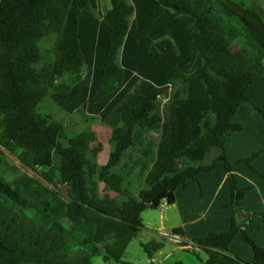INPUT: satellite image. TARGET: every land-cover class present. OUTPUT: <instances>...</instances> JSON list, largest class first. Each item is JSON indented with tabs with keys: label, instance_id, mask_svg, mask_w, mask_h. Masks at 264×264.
I'll return each instance as SVG.
<instances>
[{
	"label": "trees",
	"instance_id": "1",
	"mask_svg": "<svg viewBox=\"0 0 264 264\" xmlns=\"http://www.w3.org/2000/svg\"><path fill=\"white\" fill-rule=\"evenodd\" d=\"M157 2L136 38L137 46L144 53L153 52L151 31L168 9L174 16L194 18L196 31L189 46L202 64L165 85H152L136 106L118 107L120 123L112 130V149L108 161L99 164L103 146L93 131L78 133L65 144V124L39 111L51 93L71 91L86 72L79 19L84 10L96 12L90 0H0V264H95L96 256L106 263L120 262L128 243L145 227L142 212L174 204L178 188H186L189 180L199 183L200 173L212 171L218 161L224 162L232 192L230 228L191 243L184 240L183 245L192 244L191 250L197 247L207 254L201 264H264V247L244 228L253 227L255 217L264 220V211L241 213L240 201L252 186L240 187L234 173L236 165L245 163L264 179V170L253 165L264 149L232 161L225 147L227 133L242 129L234 115L243 102H253L248 90L260 78L264 0ZM111 4L104 9L108 50L94 102L106 100L125 76L120 54L134 6L129 0ZM195 76L201 77L211 108L196 117L199 135L175 152L184 166L133 194L131 175L142 185L156 159L150 139L137 167L126 161L125 151L135 145L134 132L161 123L163 99L186 97ZM254 106L264 118V104ZM77 112L92 119L81 109ZM214 148L217 154L206 162ZM6 152L39 177L22 173L7 178L4 174L13 167ZM239 232L254 251L252 262L231 249ZM173 236L186 234L175 228ZM142 246L152 258L164 242Z\"/></svg>",
	"mask_w": 264,
	"mask_h": 264
},
{
	"label": "crops",
	"instance_id": "2",
	"mask_svg": "<svg viewBox=\"0 0 264 264\" xmlns=\"http://www.w3.org/2000/svg\"><path fill=\"white\" fill-rule=\"evenodd\" d=\"M102 1L104 3L100 8L96 7L95 13L84 10L79 19V38L86 61L84 76L71 91L53 92L50 96L57 98L61 108L70 114L75 112V115L77 110L81 109L85 114L92 116V119L86 120L81 114L78 121L89 124V131H93L104 145V141L110 142L113 128L120 123L118 107L136 106L140 96L146 94L152 85H165L177 78L181 72H191L200 67L202 60L189 46L196 31L194 18L189 15L174 16L168 9L156 20L151 31L154 39L153 52L144 53L137 46L136 38L147 26L150 13L156 9L158 2L129 0L134 6V14L120 54L121 64L125 70L124 79L106 100L94 102L93 97L102 78L108 50V34L103 20L104 9L111 8L112 5L111 0ZM263 69L262 65L260 78L248 90L253 102H243L234 115V121L241 124L242 129L227 133L228 141L225 147L232 161L250 157L253 152L264 149V118L254 106L264 104ZM187 89L186 97L163 99L161 123L154 127L139 128L134 132L135 145L125 151V159L131 166H138L142 159V149L150 139L154 140L156 150V159L145 174L142 185L136 187L135 194L141 186L152 185L162 174L178 172L184 166V161L177 158L175 152L199 135L200 127L196 117L200 112L211 108L200 76L192 78ZM104 149L103 146L98 153L99 164L108 161L111 150L101 158ZM253 165L264 170V155L255 158ZM234 173L240 187L252 186L240 201L241 213L245 215L264 211V179L257 176L245 163L236 165ZM199 180V183L189 180L186 188H178L174 204L161 205L172 209L179 220L177 224H172L173 230L181 228L186 234L183 240L189 243L193 238L204 237L210 232L227 231L232 219V209L228 207L232 201V192L224 162L218 161L215 169L200 173ZM103 187L101 184V188ZM110 193L116 195L114 192ZM253 225L244 228L264 247V220L255 217ZM173 238L175 240L172 241L176 242L182 239L178 236ZM239 239L243 241L241 232L231 243V249L240 257L252 262L254 251L249 244L245 242L247 247L239 244V251L235 248ZM179 247L187 249L180 244ZM194 250L201 249L196 247ZM157 252L162 253V249ZM150 260L153 261L154 257Z\"/></svg>",
	"mask_w": 264,
	"mask_h": 264
},
{
	"label": "rangeland",
	"instance_id": "3",
	"mask_svg": "<svg viewBox=\"0 0 264 264\" xmlns=\"http://www.w3.org/2000/svg\"><path fill=\"white\" fill-rule=\"evenodd\" d=\"M92 2V7L96 10L101 7L104 2L102 0H90ZM47 43V42H46ZM264 66V60H263ZM264 70V69H263ZM57 98L49 96L46 100L42 101L39 105V111L43 114L51 115L54 119L61 121L65 124L66 139L63 142L66 144L67 140L78 133L89 131L90 126L87 123L79 122V117L81 113L78 112L68 113L67 110L61 108ZM77 119V120H76ZM85 121V120H83ZM76 123V124H74ZM105 147L101 158L106 155L109 150L112 149L110 142L104 141ZM217 149H212L211 153L206 159V162L211 161V159L217 154ZM10 164H12L13 171H7L4 175L7 178H11L15 175L22 173H27L29 175L39 177L37 171L25 166L15 155L10 152H6ZM264 155V154H263ZM132 178V193L135 194L136 187L141 183V180L137 179V175H131ZM144 180V179H143ZM143 183V182H142ZM144 185V184H143ZM149 186V185H146ZM137 194V193H136ZM122 201V198H121ZM170 206V205H169ZM240 213V212H239ZM142 218L145 224V229L140 231L139 234L133 238L127 245L122 261L106 263L103 261L101 256H96L94 258L95 264H177L181 262L182 264H201L202 259H206L207 254L203 250H191L188 246L186 248L179 247L183 245V238L181 240H175L173 237V227L172 224H177L178 219L174 215L172 209L166 205L160 206L158 208H147L142 212ZM164 226V228H162ZM236 243V249L239 251V244L247 247L244 241L239 239ZM149 241H163L164 246L162 248V253L155 252L154 260H150L149 255L144 250L142 243ZM238 245V246H237ZM184 246V245H183Z\"/></svg>",
	"mask_w": 264,
	"mask_h": 264
},
{
	"label": "built area",
	"instance_id": "4",
	"mask_svg": "<svg viewBox=\"0 0 264 264\" xmlns=\"http://www.w3.org/2000/svg\"><path fill=\"white\" fill-rule=\"evenodd\" d=\"M188 247L191 249L192 248V244H190Z\"/></svg>",
	"mask_w": 264,
	"mask_h": 264
}]
</instances>
